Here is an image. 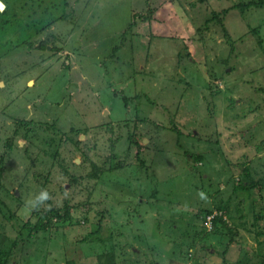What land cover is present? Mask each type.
<instances>
[{
	"label": "rangeland",
	"instance_id": "1",
	"mask_svg": "<svg viewBox=\"0 0 264 264\" xmlns=\"http://www.w3.org/2000/svg\"><path fill=\"white\" fill-rule=\"evenodd\" d=\"M31 2L0 0V264H264V0Z\"/></svg>",
	"mask_w": 264,
	"mask_h": 264
},
{
	"label": "trees",
	"instance_id": "2",
	"mask_svg": "<svg viewBox=\"0 0 264 264\" xmlns=\"http://www.w3.org/2000/svg\"><path fill=\"white\" fill-rule=\"evenodd\" d=\"M3 1H4V0H3ZM29 2H30L31 4H33V3L31 2V0H29ZM5 8H6V6H5ZM55 20H59V18H55V19H53L52 22L55 21ZM2 23H4V22H2ZM124 33H125V32H124ZM124 33L122 34V38H121V40H120V44H121V42L124 40V35H125ZM119 47H120V45L117 44L116 46H114V50H117ZM122 98H123L124 101H126V99H127L125 96H122ZM65 215H68V213L66 212ZM217 219H218V216H214V217H213V222H215ZM97 225L100 226V220L97 222ZM96 231H97V230H96ZM95 233H97V232H95Z\"/></svg>",
	"mask_w": 264,
	"mask_h": 264
}]
</instances>
